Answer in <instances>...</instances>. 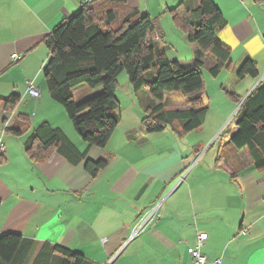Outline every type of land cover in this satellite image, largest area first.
Wrapping results in <instances>:
<instances>
[{
    "label": "crops",
    "instance_id": "1",
    "mask_svg": "<svg viewBox=\"0 0 264 264\" xmlns=\"http://www.w3.org/2000/svg\"><path fill=\"white\" fill-rule=\"evenodd\" d=\"M101 1L0 0V98L19 97L12 110L0 108L5 158L0 236L19 234L37 249L42 243L59 245L82 254L86 264H194L187 247L206 232L199 249L208 258H220V264H264V168L254 166L248 147L221 157L223 144L237 130L240 104L264 85V0H212L226 23L216 37L231 51L230 63L214 77L209 68L215 60L186 40V29L171 11L186 1L197 7L200 0H126L125 11L135 8L153 20L147 40L155 53L181 64L203 62L208 77L202 72V102L208 112L189 132L179 122L147 131L142 118L158 100L144 88L150 103L139 105L142 127L124 129L111 142L114 130L107 144L97 147L75 133L61 104L51 99L43 68L51 31L85 2L94 7ZM13 54L19 58L12 60ZM248 59L258 74L239 77ZM28 81L39 88L38 98L27 93ZM78 87L84 100L90 89ZM171 94H163L165 110L188 108L182 94L170 103ZM43 124L61 128L79 151H86L85 158L73 164L53 151L42 161L30 160L23 148L27 139L10 129L19 125L29 130L28 138ZM101 159L106 166L91 176L85 160ZM154 207L152 223L128 240L139 217Z\"/></svg>",
    "mask_w": 264,
    "mask_h": 264
},
{
    "label": "trees",
    "instance_id": "2",
    "mask_svg": "<svg viewBox=\"0 0 264 264\" xmlns=\"http://www.w3.org/2000/svg\"><path fill=\"white\" fill-rule=\"evenodd\" d=\"M126 0H102L97 6L82 4L69 18L63 20L46 37L49 57L43 76L51 99L64 108L75 133L88 146L104 147L119 123L115 113L117 77L125 71L132 89L145 88L158 100L146 109L142 125L147 131H159L179 122L183 132L196 129L204 122L208 107L202 102L204 82L203 62L194 59L181 64L169 59L163 52L155 53L147 36L154 30L148 14L138 9L124 10ZM172 11L175 22L186 29L185 38L209 54L215 63L209 74L216 76L230 63V48L217 37L216 31L226 23L212 0H200L197 7L189 1L180 2ZM153 69L154 77L147 79L146 71ZM237 74L257 76L252 60H246ZM101 87V91L81 101L73 99V89ZM180 92L186 109L165 110L162 103L165 92ZM234 102L239 98L231 95ZM19 97L11 94L0 98V108L12 110ZM233 132L223 144L221 157L248 147L253 164L264 168V85H257L240 104ZM20 134L19 125L11 129ZM24 150L32 161H42L57 151L73 164L85 158L59 127L47 124L37 127L24 143ZM5 160L0 153V164ZM104 160H85L84 168L95 176L106 166ZM35 242L19 234L0 236V264H86L84 256L59 245Z\"/></svg>",
    "mask_w": 264,
    "mask_h": 264
},
{
    "label": "rangeland",
    "instance_id": "3",
    "mask_svg": "<svg viewBox=\"0 0 264 264\" xmlns=\"http://www.w3.org/2000/svg\"><path fill=\"white\" fill-rule=\"evenodd\" d=\"M187 44H189V43H187ZM185 51L187 53V50H185ZM202 72L205 75V78H207L208 77L207 73H205L203 68H202ZM145 77L147 79H152L154 77L153 69H149L148 71H146ZM100 91H101V87L90 89V92L87 94L86 98H89L93 95H96ZM82 93H84V92H80L79 87L74 88L73 89V99L75 101H81V99H83L85 97L84 96L83 98H79V96ZM169 93H172L170 96L168 95L170 98V103L175 99V95L182 97V95H180L181 93L177 92V91H172ZM145 94H146V90L144 88H139L136 91H134L132 89L130 82H129V79H128V76H127L125 71H122L118 75V77H117V88L115 90V102L117 104V106L115 108V113L119 116V123H118L117 127L115 128L114 138L112 139L111 142H115L116 138L121 136L120 133L124 129H131V128L133 129V128L142 127L140 117H142L143 115H142V110L140 109L139 105H141L142 102L145 105L150 103L147 100V98L145 97L146 96ZM167 100L169 101V99H167ZM63 110H64V108H63ZM64 112H65V110H64ZM65 114H66V112H65ZM226 121L228 124L231 120L228 119ZM58 123H60L58 126L64 125L63 122H58ZM69 125H71L70 122H69ZM7 134H9V132ZM28 134H29V130H26V131L24 130V131H22V133L16 135V137L25 140V139H27ZM163 143H164V141L162 140L161 145H163ZM166 144H167V142H165L164 146ZM23 148H24V146H23Z\"/></svg>",
    "mask_w": 264,
    "mask_h": 264
},
{
    "label": "built area",
    "instance_id": "4",
    "mask_svg": "<svg viewBox=\"0 0 264 264\" xmlns=\"http://www.w3.org/2000/svg\"><path fill=\"white\" fill-rule=\"evenodd\" d=\"M86 4V2H85ZM19 58L16 54L11 55L12 60H16ZM27 93L33 97L38 98L40 95L39 88L34 85L31 81H28L27 87H26ZM3 144L0 140V153H3ZM157 208L154 207L151 210H148L147 212H144L137 222L135 223V226L133 227V230L128 238L130 240L134 236L140 234L143 232L153 221L155 215H156ZM240 233H245V230H240ZM208 237V234L206 232H200L197 235V244L194 246H188L187 247V253L190 255L194 261V264H220V258L210 259L205 254L201 253L199 247L202 242H204ZM109 264V263H108Z\"/></svg>",
    "mask_w": 264,
    "mask_h": 264
}]
</instances>
